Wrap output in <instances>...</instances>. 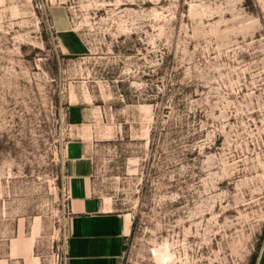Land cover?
Here are the masks:
<instances>
[{
  "label": "rangeland",
  "instance_id": "1",
  "mask_svg": "<svg viewBox=\"0 0 264 264\" xmlns=\"http://www.w3.org/2000/svg\"><path fill=\"white\" fill-rule=\"evenodd\" d=\"M78 161L119 264H263L264 0H0V264H65Z\"/></svg>",
  "mask_w": 264,
  "mask_h": 264
},
{
  "label": "crops",
  "instance_id": "2",
  "mask_svg": "<svg viewBox=\"0 0 264 264\" xmlns=\"http://www.w3.org/2000/svg\"><path fill=\"white\" fill-rule=\"evenodd\" d=\"M67 166L70 215L65 264H119L130 233V214L113 212L90 195L88 164L78 161Z\"/></svg>",
  "mask_w": 264,
  "mask_h": 264
},
{
  "label": "built area",
  "instance_id": "3",
  "mask_svg": "<svg viewBox=\"0 0 264 264\" xmlns=\"http://www.w3.org/2000/svg\"><path fill=\"white\" fill-rule=\"evenodd\" d=\"M160 247L161 249H169V243L168 242H161V244L157 246H151L148 248V255L154 257L155 250H157V247ZM166 264V263H162Z\"/></svg>",
  "mask_w": 264,
  "mask_h": 264
},
{
  "label": "bare ground",
  "instance_id": "4",
  "mask_svg": "<svg viewBox=\"0 0 264 264\" xmlns=\"http://www.w3.org/2000/svg\"><path fill=\"white\" fill-rule=\"evenodd\" d=\"M158 247H159V246H158ZM158 247H157V248H158ZM159 248H160V247H159ZM160 249H161V248H160ZM162 250H168V249H162ZM156 251H157V250H155V253H156ZM167 252H168V251H167ZM155 253H154V256H155ZM169 257H170V255H169L168 253H165V252H164V253H161V252H159V254H158V256H157L156 258H157L159 261H165V260L168 261V260H169V259H168ZM166 258H167V259H166ZM162 263H166V262H162Z\"/></svg>",
  "mask_w": 264,
  "mask_h": 264
}]
</instances>
